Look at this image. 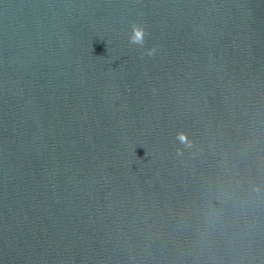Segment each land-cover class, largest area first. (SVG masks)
<instances>
[{
	"label": "water",
	"instance_id": "1",
	"mask_svg": "<svg viewBox=\"0 0 264 264\" xmlns=\"http://www.w3.org/2000/svg\"><path fill=\"white\" fill-rule=\"evenodd\" d=\"M0 264H264V0H0Z\"/></svg>",
	"mask_w": 264,
	"mask_h": 264
},
{
	"label": "clouds",
	"instance_id": "2",
	"mask_svg": "<svg viewBox=\"0 0 264 264\" xmlns=\"http://www.w3.org/2000/svg\"><path fill=\"white\" fill-rule=\"evenodd\" d=\"M133 33H134V35L132 36V40L134 42L143 43V37L145 34V29L143 28V26L142 25H134L133 26ZM154 52H155V48L149 49V55H152ZM180 139L181 140L185 139L183 134H181Z\"/></svg>",
	"mask_w": 264,
	"mask_h": 264
}]
</instances>
